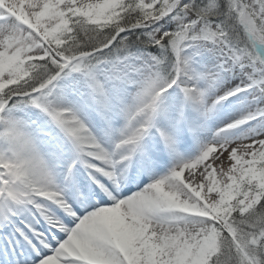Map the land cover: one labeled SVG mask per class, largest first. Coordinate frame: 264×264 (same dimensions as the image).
<instances>
[{"label":"snow or ice","instance_id":"obj_1","mask_svg":"<svg viewBox=\"0 0 264 264\" xmlns=\"http://www.w3.org/2000/svg\"><path fill=\"white\" fill-rule=\"evenodd\" d=\"M0 264H264V0H0Z\"/></svg>","mask_w":264,"mask_h":264}]
</instances>
